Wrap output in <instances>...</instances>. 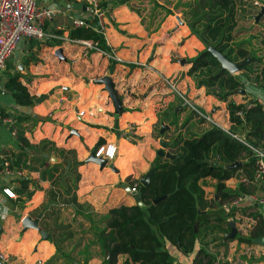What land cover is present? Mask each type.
Here are the masks:
<instances>
[{
    "label": "crops",
    "instance_id": "1",
    "mask_svg": "<svg viewBox=\"0 0 264 264\" xmlns=\"http://www.w3.org/2000/svg\"><path fill=\"white\" fill-rule=\"evenodd\" d=\"M197 1L100 0V6L106 10L103 39L120 60L115 55L108 57L95 50L83 54L82 43L56 37H46L43 40L24 38L18 43L5 66L0 69V107L10 113L5 120L0 118V160L4 151L18 149L16 133L13 132L16 130L13 115L27 113L31 117L23 120L21 127L28 140L33 144H38L43 139L53 142L47 144L44 150L46 153L49 147L53 148L49 150V166L54 163L66 164L55 147L74 149L76 157L83 163L73 171L59 167L52 179H42L38 170L22 169V175L32 180L29 188L34 187L33 182L39 184L29 198L15 191L18 186L15 176L0 174V252L9 256L6 264H44L56 251L55 244L49 239L48 229L53 230L59 222H70L77 232L70 247L78 249L89 239L97 240L91 229L90 219L85 214L89 211L105 214L111 207L136 203L134 195L126 190L127 178L140 179L147 172L156 156V150L161 146V139L169 141L164 151L170 152L171 137L178 133L181 121L183 126L186 121V128L196 133L192 129V117L196 116L195 113L187 105L184 106L178 94L168 85L162 84L158 76L170 77L180 91L189 97L191 103L222 124H227L226 101L207 93L204 85H196L194 79L187 74L191 62L186 58L205 48V44L192 33L188 25L187 21L191 17L185 14L191 8L199 7ZM199 1L202 4L204 0ZM257 1L264 4V0ZM37 4L55 9L52 17L45 21L44 30L47 33L56 32L67 37L72 18H90L91 0H37ZM259 10L251 2L245 4L237 0L231 34L232 42L241 43L245 49L263 56L264 15L258 17ZM206 22V19H197L194 26L201 31V25ZM35 41L42 44L38 53L41 59L27 66L24 58L31 51L30 43ZM48 43L50 44L47 45ZM58 48L61 49L59 56ZM257 65L261 63L257 62ZM15 72L22 74L23 82H27L30 77L26 84L34 97L29 105L17 104L4 87L7 77ZM233 74H239L244 85L230 95L232 100L244 102L252 98L264 99L263 86L253 84L254 82L246 83L242 69ZM103 75L111 76L120 97L122 108L117 116L114 115V104L104 84L97 81ZM41 95L44 98L35 102L34 98ZM168 104L180 107L177 112L179 127L168 121H159L160 106ZM80 111L83 113L80 114ZM162 123L166 124L163 130ZM130 125L134 126L135 133L126 137L122 132L128 130ZM71 129L76 132L72 133ZM99 138L103 139L101 143L109 142L116 146L114 158L106 160L103 166L88 160L91 152L96 149L95 144ZM52 155L58 160H51ZM76 171L80 173L74 190L76 201L87 204L82 206L81 213L78 212L77 205L65 201L69 195L63 192L60 184L63 177L71 183ZM231 178L235 177H230L225 183H229ZM215 182V178L210 176L200 180L205 197L210 202L212 197H216ZM237 185L232 189L237 188ZM5 187L13 190L15 196L5 194ZM56 189L59 190V195H56V201L50 202L49 194ZM261 190L262 187L255 188L257 192ZM72 193L73 190L70 194ZM47 204L49 206L45 209ZM211 205L206 209L214 210L216 206ZM229 209L232 213L228 220H233L237 229L236 236L227 238L223 243L212 239L211 235L215 233L206 237L211 239L208 249L216 256L215 264H264V231L261 237H254L249 242L238 239L240 235H249L256 224L251 213L261 211L260 205H251L246 201ZM262 215L264 218V214ZM25 217L31 220L38 218V226L25 227ZM42 229L49 233L47 238L42 237ZM83 230L91 232L82 233L84 237L80 245H77V239ZM201 241L199 238L193 250L187 253L169 242L165 246L172 255L173 264H195L194 258L198 255ZM89 248L94 252L89 263L101 264L99 243H90ZM125 258L124 254L118 255L116 264H120ZM58 263L65 264L62 259Z\"/></svg>",
    "mask_w": 264,
    "mask_h": 264
},
{
    "label": "trees",
    "instance_id": "2",
    "mask_svg": "<svg viewBox=\"0 0 264 264\" xmlns=\"http://www.w3.org/2000/svg\"><path fill=\"white\" fill-rule=\"evenodd\" d=\"M236 1L204 0L201 4L198 0V8H191L185 12L186 16L191 17L187 22L192 33H195L205 44V48L196 55L186 58L191 62L187 74L194 79L196 85H204L207 93L226 101L228 116L233 122L234 130L239 128L249 141L254 144L260 142L263 144L264 107L258 102V98L251 99L254 102L251 106H247L245 102H235L230 98L231 94L239 91L240 87L244 85L242 78L239 74H233L226 68H222L219 59L209 49L210 46L215 47L233 62L248 58L247 63L240 67L243 74L247 76L248 71L252 70L250 65L253 61L261 63L254 82L264 88V55L258 56L251 50L245 49L241 43L232 42L231 30L235 22ZM197 19L198 21L207 20L201 25V31L194 26ZM92 22H95V19ZM68 36L75 39H98L99 46L107 49L101 34L91 26H71ZM30 44L31 51L24 58V64L27 66L41 59L38 55L41 42L35 41ZM262 44L264 51V34ZM34 45L35 49H33ZM60 58L63 59V57ZM29 80L30 77L27 78V82ZM158 80L162 84L168 85L159 76ZM27 82H23L20 72H15L10 74L4 83L5 89L10 92L14 101L19 105H29L33 101L34 96L30 93ZM239 109L242 110V116L237 114ZM159 110V121H168L170 124L177 123V112L180 107L168 104L165 107L160 106ZM9 115L10 113L0 107L1 119ZM13 116L16 124L15 137L18 149L4 151L9 167L38 170L42 179H52L59 167L73 171L83 163L76 157L74 149L55 147L58 150L57 153L66 160V164L54 163L49 166L47 162L49 150L53 148L49 147L46 153L44 150L47 144L53 142L43 139L38 144L31 143L21 127V122L31 115L19 113ZM17 124L19 125L17 126ZM102 141L103 139L99 138L95 148L102 144ZM170 152L172 153L171 157L156 154L151 162L154 169L146 184H142L139 178H127V185L133 186L136 183L137 190L141 192L143 205L120 204L111 207L105 214L91 211H89L90 214H85L86 218L90 219L91 229H93L97 240L89 239L85 245L75 250V254L65 247V242L76 237L77 233L71 227L70 222H59L56 223L53 230L48 229L50 231L49 239L55 244L56 251L44 264H63L58 263L59 259H62L65 264H90L89 259L92 254L89 247L90 243L94 242H98L100 245L101 264H116L120 254L126 255L125 260L120 264H173L172 255L165 243L175 244L187 253L193 250L199 238L202 239V245L198 248V255L194 258L195 264H215L216 256L208 249L211 239H206V237L215 233V235H211L213 240L217 239L220 243L228 240L224 238V234L229 230L228 216L232 211L231 209L225 210L222 206L223 203L229 202L240 192L252 191L242 182H239L235 189L229 188L226 186L225 180L238 176L236 171L239 169L244 175L250 176L253 170L254 156L244 143L214 126L195 136L184 137L180 133L174 134L171 137ZM60 176H57V186H59ZM206 176L216 180V197H212L211 202L206 199L204 189L200 184V180ZM79 178L80 173L76 171L71 183H68L67 179L63 177L60 184L63 192L69 195L65 201L77 205L78 212L81 213L82 206H87V204L76 201L74 190ZM14 179L18 182L15 191L19 195H24L25 198H29L34 188L39 187V184L33 182L34 187L29 188L28 185L32 180L24 175L15 176ZM71 190H73L72 194H70ZM58 192V189L50 192V202L56 201L55 197L59 195ZM155 198H157L156 201ZM211 204L216 206L215 209H206L207 206H212ZM48 206L49 204L45 206V209ZM251 215L256 218V224L248 236H238L241 241L249 242L252 238L261 237L263 234L264 218L262 213L257 210L253 211ZM88 231L90 230L80 232L77 245H80L81 239L84 237L82 233ZM105 250L109 251L108 258L105 257Z\"/></svg>",
    "mask_w": 264,
    "mask_h": 264
},
{
    "label": "built area",
    "instance_id": "3",
    "mask_svg": "<svg viewBox=\"0 0 264 264\" xmlns=\"http://www.w3.org/2000/svg\"><path fill=\"white\" fill-rule=\"evenodd\" d=\"M100 0H91V6L89 8L90 18H72L71 24L73 27L84 26L93 27L96 29L102 37H104L105 32V9L100 6ZM242 3H253L254 5L261 8L264 4H261L257 0H241ZM55 9L49 8L47 6L37 4V0H0V69L5 66L7 59L13 53L14 49L17 47L18 43L24 38H36L43 40L46 37H56L60 39H67L70 41L80 42L83 44L84 52L87 54L90 50H95L105 53L108 57H113L114 50L107 46V49H103L99 46L98 39H75L64 37L61 33H47L44 30L45 21L52 17ZM264 15V12H263ZM95 19V22H92ZM117 60L121 58L116 56ZM163 80L168 84V86L174 90L180 99L182 100L184 106L187 105L195 115L210 123V127L214 126L222 129L225 133L235 138L236 140L244 143L252 152L254 156L253 170L250 176H246L243 173L239 174L238 183L242 182L246 186H253L252 191L240 192L236 194L229 202L223 203V207L229 209V207L235 206L239 203L248 202L249 204L260 205L261 213L264 214V146L259 144H254L249 141L243 132L234 130L232 125L233 122L229 119L227 124H222L220 121L216 120L212 115L206 114L205 111L201 110L197 106L190 102L189 97L180 91L175 81L170 77H162ZM247 106L253 105L254 102L251 100L244 101ZM258 102L264 107V99H258ZM80 114L83 111L79 112ZM228 114V112H226ZM237 114L242 116V110H238ZM3 120L7 119L6 116L2 117ZM134 126L130 125L128 130L123 131L122 134L126 137L133 135ZM15 132V130L13 131ZM95 156L103 157L106 160L113 159L116 154V146L112 143L105 142L96 147L93 151ZM2 166L0 167V174H6L9 176H21L22 169L16 167H9L6 155L1 156ZM262 187V190L257 192L255 188ZM132 189L137 190L136 183L131 186ZM3 192L10 197L15 196V193L10 188H3ZM254 220L256 218L253 217ZM264 231V229H263ZM9 256L0 252V261L4 264L8 263Z\"/></svg>",
    "mask_w": 264,
    "mask_h": 264
},
{
    "label": "water",
    "instance_id": "4",
    "mask_svg": "<svg viewBox=\"0 0 264 264\" xmlns=\"http://www.w3.org/2000/svg\"><path fill=\"white\" fill-rule=\"evenodd\" d=\"M80 5V4H78ZM264 12V6H262L257 14V16H261ZM180 20V19H179ZM181 21V20H180ZM209 49L212 51V53L219 59L220 63H221V67L222 68H226L228 71H230L231 73H234L236 71H238L240 69L241 66L245 65L248 61V58L243 59L241 61L238 62H233L228 60L221 52H219L215 47L210 46ZM61 49L58 48L57 49V53L60 55ZM98 82H102L104 84L105 89L108 92V95L110 96V98L113 101L114 104V115L117 116L122 108L121 105V101L119 96L117 95L115 89H114V83L113 80L111 78V76L109 75H103L101 77H99L97 79ZM50 92H52V90H50ZM44 95L38 96L34 98L35 102H38L39 100L43 99ZM161 130H163V128L166 127V124L162 123L161 125ZM71 132H76L75 129H71ZM169 144V141H165V140H160V148H158L156 150V154L160 155V156H166V157H171L172 153L169 151H164V148ZM51 160L56 161L58 160V158L55 155L51 156ZM88 160H93L99 163L100 166H103L106 164V159H103L102 157H98L94 155V152H91ZM236 164V163H235ZM154 166L151 165L150 168L147 170L146 173H144V175L140 178V181L142 184H146L149 179L150 176L152 175ZM126 190L130 193H132L136 199V203L138 205H143V201L141 200V192L140 190H134L131 188L130 185L126 186ZM157 200V198H155V201ZM23 224L24 226H34L37 227L38 226V218H35L33 220H31L29 217H25V219L23 220ZM1 228V227H0ZM40 233L42 235L43 238H47L49 236L48 232H45V230H40ZM237 234V229L236 226L233 222V220H229V230L224 234V238H233L235 237ZM105 257L108 258L109 257V251L105 250ZM0 264H4L3 262L0 261Z\"/></svg>",
    "mask_w": 264,
    "mask_h": 264
},
{
    "label": "rangeland",
    "instance_id": "5",
    "mask_svg": "<svg viewBox=\"0 0 264 264\" xmlns=\"http://www.w3.org/2000/svg\"><path fill=\"white\" fill-rule=\"evenodd\" d=\"M253 52V51H252ZM255 53V52H254ZM256 54V53H255ZM261 65H257V62L255 61H253L252 63H251V65H250V68L252 69V70H249L248 71V76L247 75H244L245 76V78H246V83L248 82V83H253L254 82V80H255V75L256 74H258L259 73V67H260ZM253 84H256L255 82L253 83ZM253 88L255 87V86H252ZM207 114V113H206ZM211 115V114H210ZM178 120V119H177ZM182 123H181V126H180V129L178 130V133H180L181 135H183L184 137H186V136H189V135H192V136H195V135H199V134H201L202 132H204L206 129H209L210 127V123L209 122H206V121H204V120H202V119H200V118H198L197 116H195L194 118L192 117V129H194L195 131H196V133H193L194 131H190V129L188 128V130H189V132H188V130H187V128H186V126H185V124H186V121L184 122V126H183V121H181ZM173 124V123H172ZM176 125L179 127V124L178 123H176ZM194 126H196L195 128H194ZM197 126H199V127H197ZM177 130V129H176ZM237 130L238 131H240L239 130V128H237ZM241 132V131H240ZM177 133V134H178ZM244 133V132H243ZM260 144L262 145V146H264V143L262 144L261 142H260ZM243 172H242V170L241 169H239V170H237L236 171V175L238 174V176H239V174H242ZM238 176H235V178H231L232 180L231 181H229V183H227L226 184V186H228L229 188H232V187H235L237 184H238ZM231 186V187H230ZM248 187H250L251 188V186H248ZM252 190H253V188H251ZM72 240H73V238L72 239H70V240H68L67 242L68 243H65V247H66V249H68V250H72L73 251V253L75 254V250H77L76 249V247L74 246V247H70L69 245H70V242H72ZM94 252H92V250H91V254H93ZM100 253V252H99ZM100 257H102L101 255H100Z\"/></svg>",
    "mask_w": 264,
    "mask_h": 264
}]
</instances>
